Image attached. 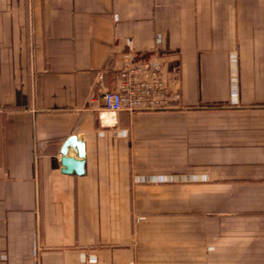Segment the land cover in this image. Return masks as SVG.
<instances>
[{"label":"crops","instance_id":"obj_1","mask_svg":"<svg viewBox=\"0 0 264 264\" xmlns=\"http://www.w3.org/2000/svg\"><path fill=\"white\" fill-rule=\"evenodd\" d=\"M0 264H264V0H0Z\"/></svg>","mask_w":264,"mask_h":264},{"label":"built area","instance_id":"obj_2","mask_svg":"<svg viewBox=\"0 0 264 264\" xmlns=\"http://www.w3.org/2000/svg\"><path fill=\"white\" fill-rule=\"evenodd\" d=\"M117 90L101 94V120L121 111H161L175 108L181 99L177 78H170L156 59L134 62L119 71Z\"/></svg>","mask_w":264,"mask_h":264}]
</instances>
